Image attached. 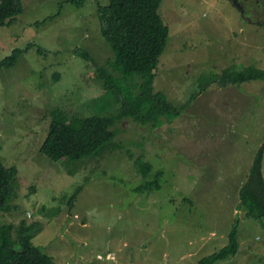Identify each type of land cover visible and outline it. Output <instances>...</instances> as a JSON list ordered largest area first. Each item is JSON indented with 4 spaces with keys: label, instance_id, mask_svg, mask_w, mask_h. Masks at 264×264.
Listing matches in <instances>:
<instances>
[{
    "label": "rangeland",
    "instance_id": "1",
    "mask_svg": "<svg viewBox=\"0 0 264 264\" xmlns=\"http://www.w3.org/2000/svg\"><path fill=\"white\" fill-rule=\"evenodd\" d=\"M100 4L23 0L24 13L0 26V62L23 51L16 66L0 67V157L18 169L17 208L0 212V226L40 222L33 242L57 264H199L227 245L238 221V253L216 264H264V222L240 208L264 144V81L213 84L157 129L122 119L113 127L122 148L78 164L40 151L56 109L85 118L119 108L96 76L101 67L120 76ZM159 12L170 37L154 87L174 105L198 91L202 76L264 69V27L245 24L228 0H163ZM140 155L164 172L160 190L135 191Z\"/></svg>",
    "mask_w": 264,
    "mask_h": 264
},
{
    "label": "trees",
    "instance_id": "2",
    "mask_svg": "<svg viewBox=\"0 0 264 264\" xmlns=\"http://www.w3.org/2000/svg\"><path fill=\"white\" fill-rule=\"evenodd\" d=\"M68 1L77 3L79 0ZM162 2L163 0H106L105 5L98 6L101 33L116 55V61L111 66L120 76L111 73L107 67L97 68L96 76L102 82L103 97H109L106 100L108 104L117 103L119 108L106 116L85 118L69 116L61 109L53 111L51 114L54 121L40 148L52 161H62L71 166L88 158H97L110 149H120L122 146L115 142L117 134L113 129L118 121L130 118L136 123L157 129L165 123H172L213 84L228 87L264 81V69L247 67L240 70L232 66L222 74L202 76L198 91L191 94L182 107L171 103L164 93L156 92L155 79L170 37V28L159 12ZM23 13V0H0V26L12 24ZM75 53L85 61L94 62L91 55L81 49ZM22 54V50H14L0 62V67L16 66ZM263 149L264 144L257 153L248 180L240 189V208L247 212L248 217L261 222H264V180L261 172ZM1 150L0 145V152ZM134 164L144 179L135 191L152 193L162 188V170L154 172L152 163L144 155L135 159ZM17 175L18 169L6 167L0 157V212L8 213L17 208L12 206V201L18 196L14 190ZM150 176L153 178L150 179ZM81 189L82 187L72 195L71 204L77 199ZM39 229L40 222L29 223L25 219L18 225H1L0 264H57L51 255L33 242L34 233ZM228 241L219 251L202 258L199 264H216L238 253V221L229 234Z\"/></svg>",
    "mask_w": 264,
    "mask_h": 264
},
{
    "label": "flooded vegetation",
    "instance_id": "3",
    "mask_svg": "<svg viewBox=\"0 0 264 264\" xmlns=\"http://www.w3.org/2000/svg\"><path fill=\"white\" fill-rule=\"evenodd\" d=\"M239 12L247 25L264 27V0H228Z\"/></svg>",
    "mask_w": 264,
    "mask_h": 264
},
{
    "label": "water",
    "instance_id": "4",
    "mask_svg": "<svg viewBox=\"0 0 264 264\" xmlns=\"http://www.w3.org/2000/svg\"><path fill=\"white\" fill-rule=\"evenodd\" d=\"M261 172H262V177L264 180V149H263V155H262Z\"/></svg>",
    "mask_w": 264,
    "mask_h": 264
}]
</instances>
